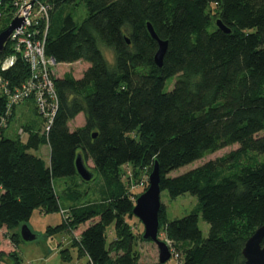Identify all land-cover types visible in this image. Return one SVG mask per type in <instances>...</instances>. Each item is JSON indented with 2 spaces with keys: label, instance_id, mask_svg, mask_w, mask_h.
Listing matches in <instances>:
<instances>
[{
  "label": "trees",
  "instance_id": "trees-1",
  "mask_svg": "<svg viewBox=\"0 0 264 264\" xmlns=\"http://www.w3.org/2000/svg\"><path fill=\"white\" fill-rule=\"evenodd\" d=\"M40 1L50 8L45 55L58 64L83 62L88 68L79 79L66 74L54 80L59 107L46 136L29 122L22 127L26 144L21 135L7 138L13 109L0 136V228L25 225L36 210L63 213L62 223L47 232L73 233L88 224L72 243L86 264H137L142 234L130 224L136 220L137 197L127 180H136L140 169L149 175L157 162L161 193L170 199L190 194L197 200L192 212L172 221L161 204L159 234L171 244L176 263L244 264L245 242L264 226V160L241 162L264 154V136H257L264 132V0ZM78 2L87 13L81 23L70 15L53 17L61 6ZM12 13L10 0H1L0 32ZM217 20L228 34L216 27ZM147 23L167 42L161 68L154 63L158 46ZM100 46L111 53L112 63ZM12 56L13 65L0 70L9 90L28 77L11 43L0 53V65ZM171 79L173 87L165 90ZM5 107L0 94V120ZM80 114L83 125L70 130L68 123ZM232 145L238 149L169 176ZM42 146L49 148L48 167L29 153ZM77 155L92 162L105 198L62 210L52 181L77 176ZM198 217L208 225L205 239ZM10 237L15 245L16 236ZM60 255L63 262L70 260L68 250ZM0 257L5 264H23L16 250Z\"/></svg>",
  "mask_w": 264,
  "mask_h": 264
},
{
  "label": "rangeland",
  "instance_id": "rangeland-1",
  "mask_svg": "<svg viewBox=\"0 0 264 264\" xmlns=\"http://www.w3.org/2000/svg\"><path fill=\"white\" fill-rule=\"evenodd\" d=\"M1 1V0H0ZM61 14L70 15L73 17L76 23H81L86 17V9L83 2H78L77 5H63L58 8L53 17L58 18ZM15 19V18H13ZM11 19V21L13 20ZM10 21V22H11ZM9 22V23H10ZM9 25V24H8ZM100 50L107 59L109 63H112V55L108 50H105L100 46ZM87 65V64H86ZM85 63H74L72 65L58 66L53 69V72L57 78H61L63 75L69 74L74 79H79L85 70ZM173 79L166 82L165 90H171L174 84ZM84 120L83 116L78 115L73 121L68 123L70 130L74 128L81 127L79 123ZM37 124L34 128L39 130L40 120L33 113L32 106L30 104H24L16 107L14 116L5 131V136L9 139H17L19 130L26 123ZM83 125V124H82ZM258 137L264 136V132L257 135ZM20 142L26 144L28 140V134L23 133L20 136ZM238 149V145H232L223 148L213 154H210L188 166H185L177 171L170 173V177H175L183 174L191 169H194L208 161L221 158L229 153H232ZM30 154L40 157L45 166H49V148L48 146H42L38 151H30ZM250 159V160H248ZM252 159L264 160V154H259L257 157L248 156L246 159H241V162L252 161ZM88 170L94 173L93 179L89 182L82 181L78 176L65 177V178H55L52 181L54 191L58 197L59 204L62 210H67L68 208L81 207L87 204L100 202L105 198L106 188L103 184L101 176L94 172L93 164L90 160L85 162ZM126 172L123 181L131 175V169H124ZM131 179V178H129ZM127 180L129 191L138 197L142 194L148 186V175L146 169H140L137 171L136 180ZM126 183V182H125ZM145 189V190H144ZM160 202L165 209V216L168 221L174 219H180L190 212H192L197 207V200L190 194H184L175 199H170L165 192L160 194ZM63 216L61 213L53 214H43L39 211H34L29 221L25 226L30 230V232L35 236V240L31 242H25L20 236V227L7 231L5 228H0V253L4 255L16 250L19 257L21 258L23 264H86V257H77V248L72 246L74 238L78 239V236L82 230L86 228V225H82L76 232H62L54 235L48 234V228H54L62 223ZM137 219H132L130 224H132L134 232L136 234L143 233V227ZM198 228L201 232L202 238L205 239L208 235V225L198 217ZM113 230V225H111L108 230ZM108 233V241L112 239V234L110 231ZM11 235L16 236V244L13 245L11 241ZM159 240L164 241L170 247L171 253L173 249L171 244L165 239L163 233L159 234ZM137 253L139 260L137 264H158V250L157 247L149 242L138 241L136 244ZM68 250L70 255V260L68 262H63L61 259V251ZM173 257V254H172ZM177 261L171 258L166 264H177ZM0 264H5L2 262L0 257Z\"/></svg>",
  "mask_w": 264,
  "mask_h": 264
},
{
  "label": "built area",
  "instance_id": "built-area-1",
  "mask_svg": "<svg viewBox=\"0 0 264 264\" xmlns=\"http://www.w3.org/2000/svg\"><path fill=\"white\" fill-rule=\"evenodd\" d=\"M10 4L13 11L12 19H21L22 24L12 32L8 43H11L15 55H19L26 64L28 77L14 90H9L7 84L0 79V94L6 99L5 115L0 120V136L7 120L12 117L13 109L28 102H31L40 120L41 135L46 136L59 107V99L54 88V80L57 77L53 69L64 65L45 55L50 8L40 0H10ZM14 62L15 56L10 57L1 63L0 70H7ZM22 134V130H19L18 135ZM1 192L0 186V194Z\"/></svg>",
  "mask_w": 264,
  "mask_h": 264
},
{
  "label": "water",
  "instance_id": "water-1",
  "mask_svg": "<svg viewBox=\"0 0 264 264\" xmlns=\"http://www.w3.org/2000/svg\"><path fill=\"white\" fill-rule=\"evenodd\" d=\"M22 24V20L13 19L8 27L0 32V53L5 49L9 42L11 34L18 29ZM216 27L223 33L228 34L230 31L217 20ZM147 31L150 37L157 43V51L154 56V63L158 68L162 67V60L167 50V42L158 39L150 24H146ZM128 43V42H127ZM76 175L84 182H89L93 179L94 174L91 173L80 155L76 156L74 162ZM148 186L146 190L140 194L132 209V215L136 218L143 227L141 240L154 244L158 250V264H166L172 258L170 247L166 242L159 240V220L158 213L161 207L160 202V174L157 162H154L151 172L148 175ZM20 236L23 241L31 242L35 240V236L30 230L22 225L20 228ZM242 256L244 264H264V226L259 227L245 242Z\"/></svg>",
  "mask_w": 264,
  "mask_h": 264
},
{
  "label": "crops",
  "instance_id": "crops-1",
  "mask_svg": "<svg viewBox=\"0 0 264 264\" xmlns=\"http://www.w3.org/2000/svg\"><path fill=\"white\" fill-rule=\"evenodd\" d=\"M77 63H80V62H77ZM83 63V62H82ZM85 70L88 68V65L85 64ZM84 123V120L82 119V121L79 123L80 126H82V124Z\"/></svg>",
  "mask_w": 264,
  "mask_h": 264
}]
</instances>
